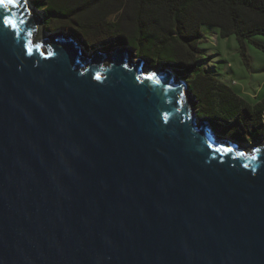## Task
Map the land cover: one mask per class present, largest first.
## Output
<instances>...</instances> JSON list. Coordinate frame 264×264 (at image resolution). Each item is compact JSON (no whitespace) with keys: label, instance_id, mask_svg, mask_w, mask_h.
<instances>
[{"label":"water","instance_id":"95a60500","mask_svg":"<svg viewBox=\"0 0 264 264\" xmlns=\"http://www.w3.org/2000/svg\"><path fill=\"white\" fill-rule=\"evenodd\" d=\"M42 25L0 7V264H264V142L217 134L174 69Z\"/></svg>","mask_w":264,"mask_h":264},{"label":"trees","instance_id":"16d2710c","mask_svg":"<svg viewBox=\"0 0 264 264\" xmlns=\"http://www.w3.org/2000/svg\"><path fill=\"white\" fill-rule=\"evenodd\" d=\"M46 28H69L91 49L113 43L136 49L152 65L165 63L185 78L197 114L237 142H257L264 135V98L249 100L218 77L204 59L203 26L216 36L236 35L247 58L248 43L264 35V0H30ZM112 17V19H110ZM42 40H39V42ZM136 54V55H137ZM177 74V75H178Z\"/></svg>","mask_w":264,"mask_h":264},{"label":"rangeland","instance_id":"374dc122","mask_svg":"<svg viewBox=\"0 0 264 264\" xmlns=\"http://www.w3.org/2000/svg\"><path fill=\"white\" fill-rule=\"evenodd\" d=\"M30 1V0H29ZM31 3V1H30ZM33 10L34 6L31 3ZM46 23L43 22L42 31L44 36H49L52 33H63L66 36L69 35V28L60 27L58 29L51 30L46 28ZM203 32L208 40H204L200 46L204 49V55L199 64L206 62L210 63L211 66H215L218 70V77L228 85H230L234 91H236L241 97L249 100H255L257 97L259 99L264 98V35H255L254 40L261 44V46L255 43H248L247 58L245 59L240 51V43L236 35H231L227 38H222L213 30H217L212 26H203ZM120 46L113 43L107 45H97L94 48L87 49L88 55L96 50L101 52L112 51ZM126 47L127 50V46ZM129 54L134 60H138L141 56L137 54L136 49L129 48ZM137 54V55H136ZM146 61L148 67L156 66L161 69L172 68L167 66L165 63H160L157 65H152L149 59L141 57ZM174 69V68H172ZM176 74L177 70L174 69ZM179 77H181L178 74ZM185 79V78H184ZM192 97V103L194 104V97ZM196 111V110H195ZM209 121V120H208ZM212 125V123L209 121ZM213 126V125H212ZM215 131L221 136L225 135L224 132L228 131L225 126H216ZM229 138L233 139L231 136ZM234 140V139H233ZM236 141V140H235ZM258 141L264 142V135ZM255 142H246L245 146L250 147Z\"/></svg>","mask_w":264,"mask_h":264},{"label":"snow or ice","instance_id":"6c2138e0","mask_svg":"<svg viewBox=\"0 0 264 264\" xmlns=\"http://www.w3.org/2000/svg\"><path fill=\"white\" fill-rule=\"evenodd\" d=\"M20 4V0H0V7L4 8V9H8L10 6L12 7H18ZM4 23L10 26L15 27V22L11 19H9L8 17H4ZM51 54V53H49ZM99 75L97 76V79H99ZM218 151L220 149H217ZM223 151H231V149H223ZM258 151V150H257ZM238 155H243V153H238Z\"/></svg>","mask_w":264,"mask_h":264},{"label":"crops","instance_id":"0c3cea01","mask_svg":"<svg viewBox=\"0 0 264 264\" xmlns=\"http://www.w3.org/2000/svg\"><path fill=\"white\" fill-rule=\"evenodd\" d=\"M110 19H112V17H110Z\"/></svg>","mask_w":264,"mask_h":264},{"label":"bare ground","instance_id":"6f19581e","mask_svg":"<svg viewBox=\"0 0 264 264\" xmlns=\"http://www.w3.org/2000/svg\"><path fill=\"white\" fill-rule=\"evenodd\" d=\"M90 54H92V52Z\"/></svg>","mask_w":264,"mask_h":264}]
</instances>
